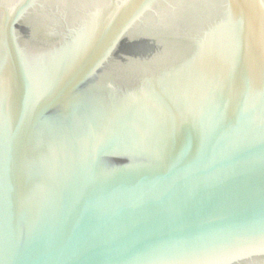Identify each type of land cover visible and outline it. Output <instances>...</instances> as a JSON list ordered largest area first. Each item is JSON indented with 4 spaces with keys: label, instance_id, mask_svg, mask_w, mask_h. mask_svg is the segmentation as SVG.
I'll list each match as a JSON object with an SVG mask.
<instances>
[{
    "label": "water",
    "instance_id": "1",
    "mask_svg": "<svg viewBox=\"0 0 264 264\" xmlns=\"http://www.w3.org/2000/svg\"><path fill=\"white\" fill-rule=\"evenodd\" d=\"M0 264H264V0H0Z\"/></svg>",
    "mask_w": 264,
    "mask_h": 264
}]
</instances>
